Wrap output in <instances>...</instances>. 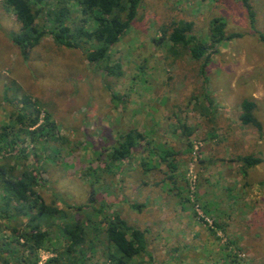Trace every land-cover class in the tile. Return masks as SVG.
<instances>
[{
    "label": "rangeland",
    "instance_id": "rangeland-1",
    "mask_svg": "<svg viewBox=\"0 0 264 264\" xmlns=\"http://www.w3.org/2000/svg\"><path fill=\"white\" fill-rule=\"evenodd\" d=\"M250 4L252 23L240 0H141L135 21L110 52L111 64L121 65L116 78L50 37L24 60L9 38L20 25L0 0V131L12 126L14 150L19 155L24 149L46 203L72 214L69 207L84 206L93 193L146 231L151 258L138 256L132 264H264V0ZM70 9L77 14L74 5ZM215 18L240 38L207 61L183 51L175 56L158 42L178 21L191 22L192 34L208 40ZM15 87L18 98L40 105L37 126L44 120L55 125L53 138L28 143L33 129L22 131L13 117L17 101L5 100ZM205 92L212 99L207 115L199 109ZM113 93L122 102L114 103ZM245 99L256 104L260 131L238 119ZM178 121L192 129L189 138ZM132 129L144 140L128 160L107 168V152ZM171 151L177 154L174 182L159 159ZM247 155L262 162L244 176L237 158ZM62 243L55 236L48 244ZM50 246L39 250V263L51 257ZM106 254L107 244L98 241L87 264H110Z\"/></svg>",
    "mask_w": 264,
    "mask_h": 264
},
{
    "label": "trees",
    "instance_id": "trees-1",
    "mask_svg": "<svg viewBox=\"0 0 264 264\" xmlns=\"http://www.w3.org/2000/svg\"><path fill=\"white\" fill-rule=\"evenodd\" d=\"M240 2L252 23L254 12L250 0ZM4 3L20 25L18 32L9 38L24 60L45 37H50L57 46L82 51L89 65L101 69L105 77L117 78L121 75V65L111 64L110 52L135 21L141 0H4ZM71 4L78 10L76 15L71 13ZM225 26L222 18L213 19L208 40H200L192 34L191 22L178 21L161 34L158 42L165 41L170 45L175 56L183 51L194 61H207L225 42L240 38V34H227ZM259 39L264 42L263 35L260 34ZM203 68L204 65L200 75L206 85ZM13 89L11 97L5 94V100L17 101L19 107L15 109L13 117L22 131L25 128L33 129L29 132L28 143L35 145L53 138V129L56 128L53 123L44 120L37 126L41 115L40 105L36 101L31 102L29 96L18 98L16 94L19 88ZM202 96L206 105L203 101L199 109L207 115L212 108V99L206 92ZM111 100L114 103L122 102L115 93ZM255 109L254 101L242 100L238 119L242 125L260 131L261 124L254 115ZM178 128L184 137L191 136L192 129L187 124L178 121ZM12 134V126L1 128L0 264H87L90 252L98 241L107 244L106 258L110 264H132L136 257L145 254L151 258L146 231L126 222L116 211H111L106 202H97L93 193L84 206L69 207L73 210L72 214L61 210L54 202L46 203L36 190L38 174L33 164L30 167L26 164L24 149L20 150L21 154H16ZM11 139L13 142L9 143ZM143 140L144 135L137 130L121 133L106 154V167L128 160L137 144ZM176 155L171 151L159 156L171 173L168 181L174 179L172 174L177 164L172 157ZM170 158L171 161H168ZM237 159L243 166L244 176L248 169L262 162L259 157L251 155ZM80 214L83 215L79 217ZM3 222H8V225L5 226ZM213 225L221 228L214 222ZM210 231L214 234L212 228ZM55 236L63 243L53 248L48 243ZM45 246H50L51 257L39 263L38 252Z\"/></svg>",
    "mask_w": 264,
    "mask_h": 264
}]
</instances>
